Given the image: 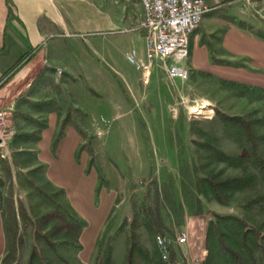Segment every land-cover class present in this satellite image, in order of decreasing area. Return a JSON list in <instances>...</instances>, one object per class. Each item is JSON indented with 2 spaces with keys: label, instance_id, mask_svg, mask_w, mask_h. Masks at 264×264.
<instances>
[{
  "label": "rangeland",
  "instance_id": "rangeland-1",
  "mask_svg": "<svg viewBox=\"0 0 264 264\" xmlns=\"http://www.w3.org/2000/svg\"><path fill=\"white\" fill-rule=\"evenodd\" d=\"M53 5L70 31L85 35V38L69 39L71 41L106 40L102 34L111 29L114 15L120 24L114 32L142 31L143 10L138 3L53 0ZM109 37L113 38V59L108 61L121 80L118 79L120 82L116 81V85L125 84L129 92L136 87L149 95L142 106L128 101L136 118L144 116L139 120L142 125L133 128L116 120L115 105L109 93L100 88L98 82L83 79L80 109L67 113L66 120L71 122L72 119L81 124L82 129L96 132L93 137L98 143L96 158L90 164L78 154L70 157V139L65 140V130H62L56 146L53 149L47 146L49 161L45 175L44 167H37L33 138L22 146L24 151L0 162V264H93L108 245L112 247L115 264H122L127 230L122 229L117 235L116 232L125 220L130 221L134 207L153 204L156 188L165 223L171 227L173 235L187 234L192 251L198 250L199 240L205 237L215 214L237 216L249 226L261 224L264 233V199L253 207L242 206L248 199L264 193L261 176H257L253 187L236 192L227 205L217 203L213 197L204 198L196 192L195 185L197 178L209 170V167L200 169L207 153L194 144L212 139L226 154L249 156L243 133L224 125L218 113L258 120L252 124V130L257 136H264V94L220 81L207 80L213 86L209 90L190 88L188 80L172 83L159 59L151 62L149 84L143 86L139 72L125 59V53L133 49L136 61L145 62L144 38L138 33L133 36L109 34L106 38ZM185 65L190 69V58ZM55 81L48 82L51 94L55 91ZM119 89L123 90L122 86ZM202 95L209 96L211 102L192 98ZM41 109L24 106L23 111L11 117L12 122L17 123L22 134L34 128L36 134L40 133L38 129L46 116L40 113ZM147 109L150 124L146 119ZM162 137L168 141L166 156L162 155ZM89 140L83 146L88 151L92 148ZM259 141L264 155V139ZM133 148H143L145 154L136 156ZM162 157L166 158L162 160ZM210 169H223L224 176L237 174L234 168L222 163L212 162ZM139 233L144 241L146 233L143 230ZM204 248L202 262L207 256Z\"/></svg>",
  "mask_w": 264,
  "mask_h": 264
},
{
  "label": "crops",
  "instance_id": "crops-1",
  "mask_svg": "<svg viewBox=\"0 0 264 264\" xmlns=\"http://www.w3.org/2000/svg\"><path fill=\"white\" fill-rule=\"evenodd\" d=\"M204 2L212 7L213 11L203 17L198 29L190 36V69L186 82H189L190 88L206 87L209 90L213 89V86L208 84L207 80L212 83L220 81L238 85L249 91L253 89L255 94H264V35H261L264 34V0ZM141 9L143 10L142 6ZM110 11L112 12L111 9ZM119 25L114 15L111 29L102 34L106 40L91 43L76 39L71 41L69 39L85 38V35L70 31L56 11L53 0H0V113L6 114V124L15 131L14 138L7 144V157L4 160L8 161L16 153L24 151L22 146L33 138L37 167H44L45 175L49 161L47 146L53 149L54 136L61 129L65 130V140L70 139V157L78 154L89 161L93 156L95 160L98 143L93 137L96 132L88 128L82 129L81 124L72 122V119L71 122L66 120L67 113L78 112L80 109L79 95L83 79L98 82L100 88L109 93L108 97L115 105L116 120H121L133 128H138L140 123L142 125L139 120L144 119V116L136 118L128 101L132 105L139 103L142 106L149 95L136 90V87L133 92H129L124 87L125 84L120 83L123 90L119 89L121 86L116 85V81L120 79L108 61L113 59V38L106 37L109 34L133 36L138 33L144 38V34L139 30L114 32ZM131 51L134 50L126 51L125 59ZM27 57L30 58L25 61ZM14 66L19 67L7 78ZM58 71L61 72L60 75ZM53 79H56V84L55 91L51 94L48 82ZM205 82L207 85L203 86ZM192 98L199 102H211L210 97L206 95ZM24 106L42 108L40 113L44 116L46 114L43 126L38 129L40 133L36 134L34 128L31 132L22 134L17 123L12 122L11 117L14 118L23 111ZM60 113L63 114L62 117L59 116ZM32 119L40 122L39 119ZM146 119L150 124L149 110ZM87 139L91 141L92 153L83 148L88 143ZM62 142L64 140L59 143L58 149ZM167 144L166 137H162L163 156L168 152ZM133 153L140 156L144 155L145 151L143 148H133ZM53 156L56 158V154ZM165 158L162 157V160ZM190 244L188 241V246L178 250L180 256L182 254L188 262L203 256L205 237L199 240L196 251H192Z\"/></svg>",
  "mask_w": 264,
  "mask_h": 264
},
{
  "label": "trees",
  "instance_id": "trees-1",
  "mask_svg": "<svg viewBox=\"0 0 264 264\" xmlns=\"http://www.w3.org/2000/svg\"><path fill=\"white\" fill-rule=\"evenodd\" d=\"M29 58L27 57L25 61ZM18 67H14L15 70L13 68L12 72L7 74V78ZM251 92L253 93L254 90L252 89ZM218 116L224 125L236 128L237 131L243 133L249 156L226 154L212 139L194 143L198 149L207 153L206 162L201 164L200 169L209 167L203 176L197 178L195 188L196 192L204 198L213 197L217 203L227 205L232 202L236 192L253 187L257 182V176H261L264 181V155L261 153L259 141L264 139V136H257L252 130V124L257 123L258 120H246L242 116H228L221 113H218ZM61 134L62 129L53 142V148ZM92 162L93 157L90 164ZM212 162L234 168L237 174L224 176L223 169L218 171L210 169ZM195 171L197 173L198 169L195 168ZM263 199L264 193L257 194L248 199L242 206L245 208L253 207ZM152 201L153 204L148 203L142 207H134L130 221L125 220L116 232L117 235L122 229L127 230L125 259L122 264H167L160 257L155 238L174 235L171 227L165 223L162 216V205L157 188ZM140 230L146 233L144 241L141 239ZM263 238L264 233H262L261 224L249 226L237 216L215 214L206 229L207 256L202 264H264ZM174 260L175 254L172 250L171 261ZM93 264H115L112 247L108 245L103 254L95 257Z\"/></svg>",
  "mask_w": 264,
  "mask_h": 264
},
{
  "label": "built area",
  "instance_id": "built-area-1",
  "mask_svg": "<svg viewBox=\"0 0 264 264\" xmlns=\"http://www.w3.org/2000/svg\"><path fill=\"white\" fill-rule=\"evenodd\" d=\"M138 3L143 8L141 29L144 36L145 62L138 63L135 51L126 55L127 61L140 73V82L148 85L153 60H161L165 75L172 82H184L189 78L185 61L189 54V40L198 29L205 15L213 11L204 0H121ZM169 61V63H167ZM59 75L60 71L57 72ZM5 113H0V160L7 157V144L14 138L15 131L5 122ZM155 243L163 262L167 264H200L203 258L186 261L178 250L188 243L186 233L174 236H157ZM175 260L171 261V251ZM203 257V256H202Z\"/></svg>",
  "mask_w": 264,
  "mask_h": 264
}]
</instances>
